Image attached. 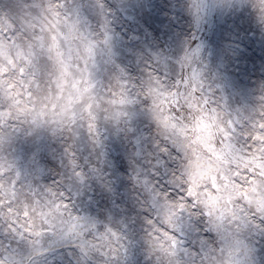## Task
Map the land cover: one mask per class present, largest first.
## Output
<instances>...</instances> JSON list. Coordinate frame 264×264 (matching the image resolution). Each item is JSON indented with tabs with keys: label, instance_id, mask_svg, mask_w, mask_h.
<instances>
[{
	"label": "clouds",
	"instance_id": "9594fccd",
	"mask_svg": "<svg viewBox=\"0 0 264 264\" xmlns=\"http://www.w3.org/2000/svg\"><path fill=\"white\" fill-rule=\"evenodd\" d=\"M0 264H264V0H0Z\"/></svg>",
	"mask_w": 264,
	"mask_h": 264
},
{
	"label": "rangeland",
	"instance_id": "374dc122",
	"mask_svg": "<svg viewBox=\"0 0 264 264\" xmlns=\"http://www.w3.org/2000/svg\"><path fill=\"white\" fill-rule=\"evenodd\" d=\"M241 102H243V97H241Z\"/></svg>",
	"mask_w": 264,
	"mask_h": 264
}]
</instances>
